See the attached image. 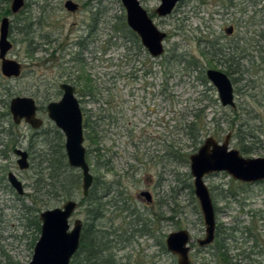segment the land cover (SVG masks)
Wrapping results in <instances>:
<instances>
[{
	"label": "rangeland",
	"instance_id": "obj_1",
	"mask_svg": "<svg viewBox=\"0 0 264 264\" xmlns=\"http://www.w3.org/2000/svg\"><path fill=\"white\" fill-rule=\"evenodd\" d=\"M11 1L0 4V25L9 18L8 57L22 64V74L3 76L0 61V264L30 262L41 211L74 199L79 206L71 222L87 219L86 202L80 206L81 171L70 166L68 179L78 177L79 186L56 195L45 170L48 159L56 162L52 151L66 153L65 135L47 113V104L62 97L64 82L76 86L90 124L84 130L86 156L100 179L95 194L105 195L97 229L112 240L115 263L178 264L166 239L188 229L191 260L220 264L217 237L207 246L198 243L205 223L190 156L208 136L222 142L229 133L231 148L245 157L264 156V0H181L168 16L155 13L161 0H140L167 33L158 57L131 32L121 0H73L76 12L66 9L67 0H25L18 13H12ZM212 44L210 53L206 47ZM209 68L228 74L235 106L221 103L206 76ZM16 96L37 101L45 122L38 133L13 122L9 105ZM16 142L29 151L27 169L11 150ZM9 173L22 182L23 195L11 186ZM204 180L216 233L226 238L231 261L264 264V181L241 182L226 171ZM142 191L152 194L151 202Z\"/></svg>",
	"mask_w": 264,
	"mask_h": 264
},
{
	"label": "water",
	"instance_id": "obj_2",
	"mask_svg": "<svg viewBox=\"0 0 264 264\" xmlns=\"http://www.w3.org/2000/svg\"><path fill=\"white\" fill-rule=\"evenodd\" d=\"M180 1L161 0V4L156 9L157 14L160 16L170 14ZM121 2L126 9V21L130 29L137 33L142 44L153 57L161 56L165 52L163 42L167 33L157 27L140 0H121ZM24 5L25 0H12V13L20 12ZM65 7L68 11L74 12L78 9V3L67 0ZM9 25V18L4 17L0 25L1 73L7 78H18L22 74V64L8 57L12 48L8 38ZM229 32H232V29ZM206 74L217 88L221 103L224 106H235L234 87L228 74L212 68H209ZM60 87L63 90L62 97L49 102L48 117L65 135L68 163L81 171L83 195L87 196L93 186L94 176L86 157L83 112L74 86L63 83ZM37 108L36 100L31 96L13 97L9 105L14 123L19 124L25 120L35 129H39L44 123L43 119L37 116ZM230 138V133L222 142L213 136H208L198 151L190 156L194 191L200 201L205 223V237L198 239L200 246L213 243L217 229L215 207L204 177L209 173L226 171L234 179L245 183L264 180V156L245 157L239 149L230 147ZM15 153L19 156V167L29 168L28 152L16 148ZM9 181L19 194L24 193L22 182L15 174H9ZM141 196H145L148 202L152 201V194L149 191H142ZM78 206V201L69 199L62 206L40 212V236L34 245L32 259L28 264H70L81 241L82 220L76 218L73 223L71 222ZM191 240L188 229L169 233L166 246L177 256L178 264H197L190 258Z\"/></svg>",
	"mask_w": 264,
	"mask_h": 264
},
{
	"label": "trees",
	"instance_id": "obj_3",
	"mask_svg": "<svg viewBox=\"0 0 264 264\" xmlns=\"http://www.w3.org/2000/svg\"><path fill=\"white\" fill-rule=\"evenodd\" d=\"M11 0H0L1 3H9ZM7 11L3 14H8L10 10L7 8ZM130 28V27H129ZM132 32V30H131ZM133 34L135 36L136 33L133 31ZM138 37V36H137ZM212 47L214 45L212 44L209 47H206L209 52H212ZM205 50V49H204ZM206 51V50H205ZM207 53H204L205 55H209L210 53L206 51ZM216 56V54H214ZM213 56V55H212ZM214 57V56H213ZM229 62V61H227ZM189 63H192L189 61ZM187 64L188 67L191 64ZM193 64V63H192ZM192 66V65H191ZM206 80V78L204 77ZM8 92L7 94H9ZM11 95V94H9ZM8 114V113H7ZM89 121L85 119L84 121V128L88 127ZM194 125V124H192ZM191 125V126H192ZM57 132H61L60 130H57ZM91 138V136H89ZM88 136L87 138L90 139ZM17 142L13 145L15 147ZM12 150V149H11ZM60 150V151H59ZM53 157L56 159V162L53 158L48 159L47 165L45 167V170H48L46 174H48V178L53 180V185L55 188H57V191L55 194L58 195V192L62 194H69L73 189L78 188L79 186V178L74 176L70 177L68 179L67 171L70 167L66 153L61 151V149H57L52 151ZM4 155H7V151H5ZM99 156V155H98ZM100 182V179L98 177L94 178V183L92 188L90 189V192L87 196H84L80 203V206L83 205L85 202L87 204L86 207V226L84 228V231L81 236L80 246L78 251L75 253V255L72 257L70 264H116L115 260L113 259L112 253L110 252L111 242L112 240L107 239L106 232L103 230L97 229V221L101 219L103 214V207L101 203V199L105 197V195H98L95 194L96 191V184ZM109 193L108 191H105V194ZM122 194V193H120ZM35 226L37 227L38 232L41 231V225L39 220L35 221ZM216 244H217V251L218 255L217 258L219 260L220 264H237L233 263L231 259L228 256V248L226 247L224 240L219 239L218 232L216 233Z\"/></svg>",
	"mask_w": 264,
	"mask_h": 264
},
{
	"label": "flooded vegetation",
	"instance_id": "obj_4",
	"mask_svg": "<svg viewBox=\"0 0 264 264\" xmlns=\"http://www.w3.org/2000/svg\"><path fill=\"white\" fill-rule=\"evenodd\" d=\"M179 3V2H178ZM176 7V6H175ZM78 9H79V4H78ZM77 9V10H78ZM175 9V8H174ZM173 9V10H174ZM76 10V11H77ZM147 10V9H146ZM76 11H74V12H76ZM148 11V10H147ZM72 12V11H71ZM173 12V11H172ZM171 12V13H172ZM155 13H157L156 12V10H155ZM170 13V14H171ZM148 14H149V16L151 17V15H150V13L148 12ZM170 14H168V15H170ZM168 15H166V16H168ZM152 18V17H151ZM232 29V32H229L230 30ZM132 30V29H131ZM133 31V30H132ZM226 31H227V33L228 34H232L233 33V31H234V27L233 26H230V27H228L227 29H226ZM136 33V32H135ZM136 35H137V33H136ZM138 36V35H137ZM139 37V36H138ZM140 38V37H139ZM130 41L132 40L131 38L129 39ZM141 40V39H140ZM133 41V40H132ZM77 45H78V47H81V48H83L84 47V44L82 43V42H77ZM78 58H80L79 57V55H78ZM228 61V60H227ZM228 63H230V62H228ZM208 70V69H207ZM206 76H207V74H206ZM64 83H68V84H71V83H69V82H64ZM61 84H63V83H61ZM61 84L59 85V88H60V90H61V92H62V94H63V90L61 89ZM72 86H74V88H75V94H76V97L78 98V96H77V93H78V91H77V88H76V86L75 85H73V84H71ZM78 100H79V98H78ZM79 102H80V100H79ZM36 103H37V101H36ZM49 104V103H48ZM47 104V105H48ZM80 105H81V102H80ZM37 106H38V108H37V116L38 117H40L39 116V110H40V108H39V105H38V103H37ZM81 109H82V107H81ZM82 112H83V110H82ZM47 113H48V111H47ZM41 118V117H40ZM44 121V120H43ZM84 121H85V112H83V127H84ZM14 122V121H13ZM22 122H25V120H22L19 124H21ZM26 123V122H25ZM96 123V122H95ZM16 124V123H15ZM26 124H28V123H26ZM44 124H45V122L43 123V125L39 128V129H35V128H33L30 124H28L33 130H35L36 131V133H38V131L39 130H41L43 127H44ZM84 130H85V128H84ZM85 137V136H84ZM17 145V144H16ZM16 148H19V147H15V148H13L12 150H13V152L15 153V149ZM22 149V148H21ZM22 150H24V149H22ZM25 151H27V150H25ZM4 152V151H3ZM28 152V160H29V157H30V154H29V151H27ZM15 155L17 156V163H18V158H19V156L15 153ZM87 157V156H86ZM29 163H30V161H29ZM19 165V164H18ZM29 167H30V165H29ZM10 174V173H9ZM8 179H9V175H8ZM262 181H264V180H262ZM10 182V181H9ZM258 182H260V181H258ZM11 184V183H10ZM12 186V185H11ZM13 187V186H12ZM14 188V187H13ZM15 189V188H14ZM16 190V189H15ZM17 192V191H16ZM18 193V192H17ZM19 194V193H18ZM24 194V193H23ZM23 194H19V195H23ZM69 200V199H68ZM67 201V200H66ZM40 219V218H39ZM40 223H41V221H40ZM85 226H86V220L85 221H83L82 220V232H81V236H82V233H83V231H84V228H85ZM216 239V238H215ZM215 241V240H214ZM241 254H243V252L241 253ZM243 257L244 258H247V255L246 254H243ZM178 259V258H177Z\"/></svg>",
	"mask_w": 264,
	"mask_h": 264
}]
</instances>
